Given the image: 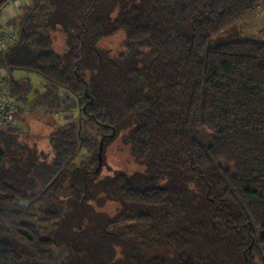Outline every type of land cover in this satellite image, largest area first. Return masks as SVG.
Wrapping results in <instances>:
<instances>
[{"label": "trees", "instance_id": "16d2710c", "mask_svg": "<svg viewBox=\"0 0 264 264\" xmlns=\"http://www.w3.org/2000/svg\"><path fill=\"white\" fill-rule=\"evenodd\" d=\"M100 1L32 0L7 22L18 40L0 68L19 119L27 104L69 109L62 89L84 119L51 132L52 157L20 126L0 129V264H264V40L209 47L263 0H133L114 18L93 15ZM57 23L64 61L48 32ZM119 32L124 72L112 60L108 77L88 50ZM127 122L145 172L99 179Z\"/></svg>", "mask_w": 264, "mask_h": 264}, {"label": "rangeland", "instance_id": "374dc122", "mask_svg": "<svg viewBox=\"0 0 264 264\" xmlns=\"http://www.w3.org/2000/svg\"><path fill=\"white\" fill-rule=\"evenodd\" d=\"M132 1L133 0H101L99 5L94 9L93 15L114 18L118 15L119 9L124 6L123 4L129 5ZM31 3L32 0H13L10 1L8 6L4 9L2 16H0V50L11 45L13 42L12 38L17 37L16 41L18 40L17 32L11 27H8L7 22L17 14L21 13L23 6ZM56 25H52V27L48 29V32L52 36L54 50L64 61L69 49L67 34L59 23ZM125 37V33L119 32L115 36L103 39L98 47H91L88 50L90 58L93 59V64L94 62L98 63L97 66L100 67L101 74H104L105 71L108 73V77L112 74L108 70V66L112 60L120 65V70L118 72H124V67L118 62L117 58H119V55L125 50V47L122 45ZM244 37H254L264 40V0L255 13L238 21L235 26L215 35L212 38L209 47H215L225 40L229 41ZM92 66H95V64ZM93 70L94 67L90 68V79L92 76L91 71ZM116 73L117 72L115 71L113 75ZM15 75L17 77H23L25 73L17 72ZM31 76L34 86L41 92L45 91L46 80L37 74H31ZM96 76L99 77V74L97 73ZM33 98H35L34 95L31 97V100H33ZM62 98L64 102L70 106L69 109H60L57 111L56 109L41 106L32 109V107L27 104L23 106L24 108L21 118L18 120V126H20L22 131L20 138L24 140L25 144L30 148L37 147L38 152L48 153L50 154V157L53 155V147L50 143L51 132L56 127L69 121L66 117L67 115H70L74 119L83 117L81 114V108L78 105L77 96L62 89ZM130 125L129 122H127L125 128H123L118 135L109 138L108 144L104 150L102 170H100V173L98 174L99 179L111 178L118 172H126L129 175L145 172V165L135 160L131 150V145L128 140V133H131V129L129 128ZM85 154L88 156L90 155L87 149H83L79 156ZM99 179L96 180L97 184L95 183L94 186L100 183ZM96 189L97 194H95L94 191L92 197L95 196L97 201H104L106 199V196L103 193L104 191L97 186ZM114 208H117L116 204L112 205L110 210H113ZM103 211L104 206H99L98 211L95 212L97 215H104L101 214Z\"/></svg>", "mask_w": 264, "mask_h": 264}, {"label": "built area", "instance_id": "2783aa9c", "mask_svg": "<svg viewBox=\"0 0 264 264\" xmlns=\"http://www.w3.org/2000/svg\"><path fill=\"white\" fill-rule=\"evenodd\" d=\"M16 38H12L14 43ZM8 74L7 69L0 68V129L18 127V120L21 114L19 102L11 96L4 77Z\"/></svg>", "mask_w": 264, "mask_h": 264}]
</instances>
